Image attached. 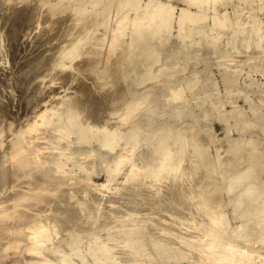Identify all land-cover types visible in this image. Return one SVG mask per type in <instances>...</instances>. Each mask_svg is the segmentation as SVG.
I'll list each match as a JSON object with an SVG mask.
<instances>
[{"label": "rangeland", "instance_id": "obj_1", "mask_svg": "<svg viewBox=\"0 0 264 264\" xmlns=\"http://www.w3.org/2000/svg\"><path fill=\"white\" fill-rule=\"evenodd\" d=\"M24 128L57 175L7 264H264V0H0V157Z\"/></svg>", "mask_w": 264, "mask_h": 264}, {"label": "bare ground", "instance_id": "obj_2", "mask_svg": "<svg viewBox=\"0 0 264 264\" xmlns=\"http://www.w3.org/2000/svg\"><path fill=\"white\" fill-rule=\"evenodd\" d=\"M193 1L195 3H198V4L206 3V0H193ZM126 2H125V5H126ZM162 12L166 13L165 10L156 11V13H162ZM103 49L105 52L106 60L108 62H110L112 60L114 53L118 50V42H117V39L115 38V36L111 35L108 42H103ZM83 99L88 101L89 97L88 96L83 97ZM92 102H96V101H92ZM85 105H86V103H85ZM97 105L104 107L105 102H103L101 100L98 102ZM106 108H107V106L105 107V112L107 113L106 114L107 117H109V115L111 114V111L106 110ZM43 110H45V107ZM43 110L39 111V112H43ZM46 110H47V108H46ZM39 112H38V115L40 114ZM36 113H37V111H36ZM38 115H36V116H38ZM43 115H41V116H43ZM73 117L75 118L76 114L73 115ZM34 121L32 120V122H34ZM37 122H38V120H37ZM29 124L30 125L32 124L31 126H33V123L30 122ZM28 127H29V125H28ZM25 128H24V130L25 131L27 130L26 131L27 133L25 132L24 135H21V136L18 135V137L16 135L15 138H13V136H11V137L9 136V138L10 139L12 138V139L10 140L8 138L10 140V141H7V142H9L8 146H7V143H5L6 142L5 140H4L5 142H3V143L6 146L3 145V143H2V146L3 147L5 146L7 150L4 151L2 153V157H0V159H1L0 165L2 164V166H3V168H2V166H0V169H1L0 170V180H1V175H2V177H3L2 181H4L6 179L5 181H8V185H10L9 189L6 188V192H4L5 193L4 196L0 195V260H5V258H8V259H6L8 261L7 262L5 261L6 263H4V264L11 263L10 259L13 255L19 254L20 257L23 258V257H27L31 254V253L29 254V251H31V252L38 251V253H40L42 251L38 247H36L35 245H34V247L31 245L29 247V245L27 246V244L30 241H33L34 243H37V244L39 243L40 237L43 236L48 230V226H46L47 223L45 225H44L45 222L44 223L42 222L43 224L42 223L39 224V221L36 222L35 220H33L34 224H32V226H31L29 224V221H28L29 218L28 217H30V219H29L30 221H32V219H34L35 216H36V219L39 218V216H38L39 211H40L39 208L42 207V205L45 201V198L43 196V194L45 193L44 190L46 188H48L49 185L51 184L50 180L52 179V177L54 175H57L56 174L57 172L55 173L53 168L49 169L46 165L43 166L44 162L43 161L40 162V160L37 158L38 150L35 151L36 150L35 147L33 148L34 152H33V150L31 151L32 144H33V146L36 144H35V141L33 142V139H31V135H30L31 131L29 129H25ZM32 132H33V130H32ZM35 132L37 134V131H35ZM35 132H34V134H35ZM42 133L43 132H41L40 134H42ZM45 134L46 133H44V135ZM116 134L117 133L113 134V136L108 141L113 142V140H115ZM33 136H35V135H33ZM37 137H39V136L37 135ZM37 137H32V138H35L34 140H37L36 139ZM41 137H43V135ZM41 137L38 138V141L40 140ZM47 138H48V136H47ZM4 139H6V138H4ZM41 140H40V142H42ZM38 141H36V143ZM43 142H48V139H46L44 137ZM43 142L41 144H43V147H44ZM41 144H39V145H41ZM36 146L38 147V145H36ZM217 146H218V144H217ZM40 148L43 152L42 146H40ZM41 150H39V154L41 153L40 152ZM41 156L42 155H40V157ZM38 157H39V155H38ZM44 157H42V158H44ZM42 158H41V160H42ZM45 159H46V157H45ZM45 161H48V160L46 159ZM182 165H183L182 156H180V154L177 152V150H175L172 147L167 146L165 144L163 146L162 151L159 153L158 157L156 158V161H155L153 167L151 168V170L154 169V173H160V172H164V171H169V172L173 171V172H175L174 173V176H175V175H178L181 172V170H183ZM3 172H5V176L3 175ZM62 184H63V182H62ZM8 185H6V187H8ZM256 187H259L258 188L259 192L258 191H255V192L257 194H262L260 197H262L263 199L260 201H261L262 205L264 206V184H258ZM2 189H4V188H2ZM192 193L196 194L197 192L193 191ZM46 199H47V197H46ZM42 201H43V203H41ZM251 201H253L255 203L254 200H251ZM46 206L48 207V204ZM41 212L44 214L47 213L44 211H41ZM208 215H209V213H208ZM31 217H33V218L31 219ZM41 217L46 218V215L45 216L41 215ZM214 218H217V216ZM218 218H220V217H218ZM261 218H262V222L259 223L260 225H258V233L260 235H264V209H262ZM40 220H41V218H40ZM218 220H221V219H218ZM24 221L25 222L28 221L27 226L29 228L26 227L25 224L23 227L22 222H24ZM43 221H46V220H43ZM19 223H20V225L22 224V227L20 226L21 228H19V226H17ZM246 224H247V222H246ZM48 225H49V223H48ZM196 225H198V224H196ZM246 228L248 229V227H246ZM226 229H227V226H226ZM238 229L237 230L235 229L236 230L235 234H237V231H239ZM243 229L245 230V232L248 231L245 228H243ZM244 230H243V232H244ZM233 232H234V230H233ZM239 233L240 232H238V234ZM232 234H234V233H232ZM208 235H214L216 237L215 239L212 238V241L208 244L210 249L213 250L217 247L218 248H224V249L229 248L231 251H233V255L235 254L233 244L230 241L222 242V240H223L222 235L223 234L221 232L217 231L215 229V227L209 228ZM18 238H20V239L23 238L24 240L23 239L22 240L25 242H23L22 244H20L18 241H17V243H14L13 241L14 240L16 241V239H18ZM22 240H20V241H22ZM19 249H21L22 251H20ZM254 250H256V249H254ZM241 256H242L241 259L244 262V264H254V260L256 259V252L245 251L242 253ZM203 260H204V258H203ZM216 260H221V259L217 257V258H215V261Z\"/></svg>", "mask_w": 264, "mask_h": 264}]
</instances>
